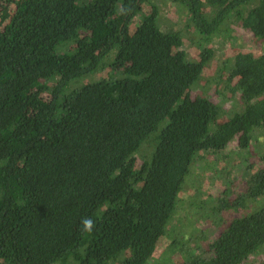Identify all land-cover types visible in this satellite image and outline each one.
<instances>
[{"label":"trees","instance_id":"16d2710c","mask_svg":"<svg viewBox=\"0 0 264 264\" xmlns=\"http://www.w3.org/2000/svg\"><path fill=\"white\" fill-rule=\"evenodd\" d=\"M172 1L187 8L200 48L230 37L231 22L264 43V0H205V11L202 0ZM182 44L180 30L161 28L154 0H0V264H150L200 153L237 134L248 148L264 129V52L222 64L239 93L226 112L189 94L212 49L197 59ZM259 198L264 165L213 208ZM262 247L264 199L229 219L208 255L174 238L153 264H264L246 261Z\"/></svg>","mask_w":264,"mask_h":264},{"label":"rangeland","instance_id":"374dc122","mask_svg":"<svg viewBox=\"0 0 264 264\" xmlns=\"http://www.w3.org/2000/svg\"><path fill=\"white\" fill-rule=\"evenodd\" d=\"M154 3L158 8L161 28L181 31L182 48L187 51L189 57L198 59L201 49H212L213 54L204 66L201 78L189 89V94L206 95L219 103L226 112L233 107L238 108L239 93L231 90L236 78L229 79V73L222 64L237 51L252 52L255 55L262 53L264 43L254 39L239 22H231L230 37L215 36L210 43L200 48L197 36L186 24L187 8L172 0H154ZM206 9L209 10L205 0H202V10ZM108 72V69L96 71L89 77L74 81L70 87L107 76ZM45 97H48V94H45ZM238 136V134L233 136L220 150L200 153L194 164L190 165L174 217L167 225L166 234L159 238L155 255L148 263L153 264L167 250L169 241L174 238L188 246L191 252L208 255L210 253L208 243L229 219L252 211L262 203L264 198L251 203L246 202L238 209H220L217 212L213 208L216 207V198L233 199L244 193L249 173L264 165L261 160L264 154V129L255 130L248 148L238 146ZM148 149V144L143 146L139 155L140 161L144 160ZM170 257L171 260L178 261L180 251L176 249L170 253ZM263 257L264 247L249 255L246 261H259Z\"/></svg>","mask_w":264,"mask_h":264},{"label":"clouds","instance_id":"9594fccd","mask_svg":"<svg viewBox=\"0 0 264 264\" xmlns=\"http://www.w3.org/2000/svg\"><path fill=\"white\" fill-rule=\"evenodd\" d=\"M82 230L88 233H91L95 228V222L88 217H85L81 220Z\"/></svg>","mask_w":264,"mask_h":264}]
</instances>
